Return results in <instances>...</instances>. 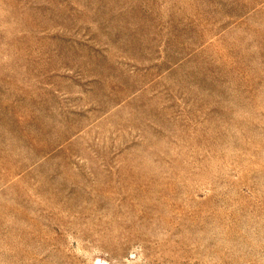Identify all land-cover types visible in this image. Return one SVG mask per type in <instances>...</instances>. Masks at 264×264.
Wrapping results in <instances>:
<instances>
[{
	"label": "rangeland",
	"instance_id": "1",
	"mask_svg": "<svg viewBox=\"0 0 264 264\" xmlns=\"http://www.w3.org/2000/svg\"><path fill=\"white\" fill-rule=\"evenodd\" d=\"M0 264H264V0H0Z\"/></svg>",
	"mask_w": 264,
	"mask_h": 264
}]
</instances>
